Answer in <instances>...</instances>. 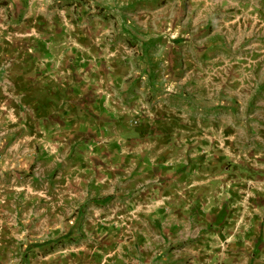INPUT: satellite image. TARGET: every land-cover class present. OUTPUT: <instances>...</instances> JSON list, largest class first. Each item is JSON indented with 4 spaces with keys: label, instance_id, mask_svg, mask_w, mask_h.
<instances>
[{
    "label": "crops",
    "instance_id": "crops-1",
    "mask_svg": "<svg viewBox=\"0 0 264 264\" xmlns=\"http://www.w3.org/2000/svg\"><path fill=\"white\" fill-rule=\"evenodd\" d=\"M0 264H264V0H0Z\"/></svg>",
    "mask_w": 264,
    "mask_h": 264
},
{
    "label": "rangeland",
    "instance_id": "rangeland-1",
    "mask_svg": "<svg viewBox=\"0 0 264 264\" xmlns=\"http://www.w3.org/2000/svg\"><path fill=\"white\" fill-rule=\"evenodd\" d=\"M116 2L118 3V5H122V3H125V0H116ZM121 7H123L122 9H125V6H115L114 8H121Z\"/></svg>",
    "mask_w": 264,
    "mask_h": 264
},
{
    "label": "built area",
    "instance_id": "built-area-1",
    "mask_svg": "<svg viewBox=\"0 0 264 264\" xmlns=\"http://www.w3.org/2000/svg\"><path fill=\"white\" fill-rule=\"evenodd\" d=\"M132 122H133L134 124H136V123H137V120H136V119H134Z\"/></svg>",
    "mask_w": 264,
    "mask_h": 264
}]
</instances>
